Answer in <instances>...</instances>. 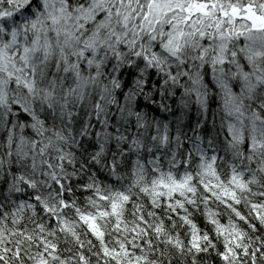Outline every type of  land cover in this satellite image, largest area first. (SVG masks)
I'll list each match as a JSON object with an SVG mask.
<instances>
[{
	"label": "clouds",
	"instance_id": "9594fccd",
	"mask_svg": "<svg viewBox=\"0 0 264 264\" xmlns=\"http://www.w3.org/2000/svg\"><path fill=\"white\" fill-rule=\"evenodd\" d=\"M0 264H264V0H0Z\"/></svg>",
	"mask_w": 264,
	"mask_h": 264
}]
</instances>
